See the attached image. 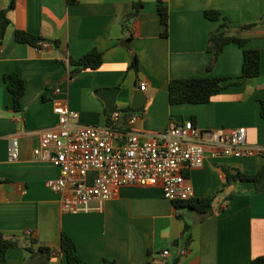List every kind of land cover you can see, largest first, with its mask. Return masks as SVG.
<instances>
[{"label":"crops","instance_id":"1","mask_svg":"<svg viewBox=\"0 0 264 264\" xmlns=\"http://www.w3.org/2000/svg\"><path fill=\"white\" fill-rule=\"evenodd\" d=\"M139 0H16L8 16L11 25L0 46V231L20 235L21 248L8 250L0 264H40L41 247L54 254L46 264H68L61 250L62 234L75 242L84 264H251L264 256V194L251 182L227 183L222 167L256 174L264 169V153L242 158L214 159L208 151L204 165L187 173L194 198L219 193L204 221L184 210L191 227V241L182 237L185 221L177 217L173 201L164 197L161 185H126L88 212L66 213L61 196L48 186L60 170L34 157L40 132L54 127L57 104L79 113L83 125H106L115 112L135 114L128 127L155 134L170 124L192 121L201 131L246 128L250 145L264 148V25L243 30L246 48L261 52V74L240 85L230 84L209 103L172 105V79L199 77L232 78L242 75L243 49L225 46L215 67L208 70L210 35L221 20H209L206 11H218L238 28L264 18V0H163L169 7L168 36L158 14L157 0H142L137 20L124 29L122 19ZM10 0H0V10ZM16 30L46 39L47 47L18 43ZM58 41L59 45H55ZM129 41V42H128ZM92 50L103 53L98 70H85L73 77L70 59ZM136 55L140 72L132 65ZM17 73L26 84L22 110L15 111L4 76ZM145 82V91L140 89ZM230 84V85H229ZM60 88V93L55 89ZM145 99L134 107L136 94ZM114 112V113H115ZM11 136H16L20 157L9 160ZM232 196V197H231ZM231 197V198H229ZM31 249V251L29 250ZM169 251L167 257L163 256Z\"/></svg>","mask_w":264,"mask_h":264},{"label":"built area","instance_id":"2","mask_svg":"<svg viewBox=\"0 0 264 264\" xmlns=\"http://www.w3.org/2000/svg\"><path fill=\"white\" fill-rule=\"evenodd\" d=\"M146 87L141 82L140 89ZM54 111L58 122L40 132L34 157L59 168L60 177L48 186L61 196L66 213L88 212L126 185H161L166 199L187 201L195 195L187 173L204 165L208 151L214 159L264 153L263 147L248 143L246 128L201 131L187 121L145 134L128 127L138 119L135 114L115 112L106 125H83L79 113L68 105L57 104ZM20 153L17 137L11 136L9 160L16 161ZM168 255L169 251L163 253Z\"/></svg>","mask_w":264,"mask_h":264},{"label":"trees","instance_id":"3","mask_svg":"<svg viewBox=\"0 0 264 264\" xmlns=\"http://www.w3.org/2000/svg\"><path fill=\"white\" fill-rule=\"evenodd\" d=\"M69 4H77L78 0H68ZM16 6V0H10L7 8L0 10V46L2 45L8 28L11 25V20L8 16L9 12ZM144 7V2L139 0L134 3L133 10L125 15L122 19L124 29H128L133 24ZM158 14L161 23L164 26L163 36L167 37L169 32V7L163 0H157ZM205 16L209 20L224 19L221 28L210 35L208 52L212 54L211 62L208 70H212L225 46L235 44L243 49L244 62L242 68V75L233 81L232 78H215V77H199V78H186V79H172L169 83V101L172 105L179 104H206L209 103L216 95L221 93L227 86V82L232 81L230 84L240 85L244 81L256 78L261 74V52L257 49L246 48L247 39L241 37L239 32L243 30H250L259 25H264V18L259 22H254L238 28V33L235 28L227 23V20L218 11H206ZM15 39L18 43L28 44L33 47L42 48V43L46 41L45 38L31 34L25 30H16ZM55 45H59L58 41H54ZM70 65L74 67L71 71L73 77L85 70H98L103 64V53L92 50L80 59H70ZM133 69L140 72V62L136 55L133 58ZM4 82L13 97V107L15 111L22 110V99L26 93V84L24 79L17 73H9L4 76ZM229 84V85H230ZM260 114L264 119V100L260 102ZM226 175L227 183L234 182H251L255 185V190L258 193L264 194V169L256 174H246L240 170L222 167ZM8 179L0 177V184L7 182ZM219 193L203 198H192L187 201H173L177 211V217L183 221L184 210H192L200 216V221H204L209 212L211 211L214 201ZM232 197V196H231ZM229 197V198H231ZM191 225L185 221L182 237L186 242L191 241ZM20 235H6L0 231V262L6 260V255L11 248H21L23 245L20 243ZM31 251V249H29ZM61 250L66 254L68 264H84L83 260L77 253V247L72 238L66 233L62 234ZM32 252V251H31ZM44 259L40 264H46L49 258L54 254L51 248L41 247L38 251ZM104 264H116L115 261L105 260ZM146 264H168L164 261ZM173 264H178L175 261ZM251 264H264V256L256 257L252 260Z\"/></svg>","mask_w":264,"mask_h":264},{"label":"water","instance_id":"4","mask_svg":"<svg viewBox=\"0 0 264 264\" xmlns=\"http://www.w3.org/2000/svg\"><path fill=\"white\" fill-rule=\"evenodd\" d=\"M129 42V41H128ZM136 101L134 102V107L135 108H139L143 105V103L145 102V99L142 97V95L140 93L136 94ZM115 104L112 102L110 104H108V109L110 113H114L116 110L114 109Z\"/></svg>","mask_w":264,"mask_h":264}]
</instances>
